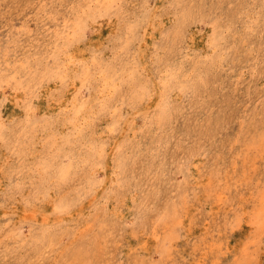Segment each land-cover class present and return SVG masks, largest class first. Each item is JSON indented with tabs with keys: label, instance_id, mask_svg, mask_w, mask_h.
I'll return each instance as SVG.
<instances>
[{
	"label": "rangeland",
	"instance_id": "obj_1",
	"mask_svg": "<svg viewBox=\"0 0 264 264\" xmlns=\"http://www.w3.org/2000/svg\"><path fill=\"white\" fill-rule=\"evenodd\" d=\"M263 193L264 0H0V264H264Z\"/></svg>",
	"mask_w": 264,
	"mask_h": 264
},
{
	"label": "bare ground",
	"instance_id": "obj_2",
	"mask_svg": "<svg viewBox=\"0 0 264 264\" xmlns=\"http://www.w3.org/2000/svg\"><path fill=\"white\" fill-rule=\"evenodd\" d=\"M263 192V191H262ZM259 200L255 204L256 214L249 221L250 227L253 229V225L262 226L264 224V193L259 196ZM251 213V212H249Z\"/></svg>",
	"mask_w": 264,
	"mask_h": 264
}]
</instances>
